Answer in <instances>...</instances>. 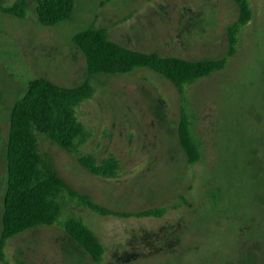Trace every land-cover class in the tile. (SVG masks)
<instances>
[{"label":"rangeland","instance_id":"1","mask_svg":"<svg viewBox=\"0 0 264 264\" xmlns=\"http://www.w3.org/2000/svg\"><path fill=\"white\" fill-rule=\"evenodd\" d=\"M14 0H6L11 5ZM25 19L0 13V236L7 188L10 118L28 84L45 79L64 88L91 81L95 93L77 109L89 134L83 155L119 163L113 179L95 177L74 155L38 134L61 179L59 222L11 238L0 264H95L66 233L83 220L104 248L100 264H264V0H249L252 18L228 58L233 0H74L72 20L39 23L36 1ZM91 26L131 50L188 61L228 58L209 78L178 91L154 72L91 76L73 38ZM186 112L200 147L191 165L179 146ZM158 215L123 219L89 209Z\"/></svg>","mask_w":264,"mask_h":264},{"label":"trees","instance_id":"2","mask_svg":"<svg viewBox=\"0 0 264 264\" xmlns=\"http://www.w3.org/2000/svg\"><path fill=\"white\" fill-rule=\"evenodd\" d=\"M35 1L36 16L43 26L54 27L73 18L74 0ZM233 1L238 6L239 16L228 29V58L236 54L239 36L252 18L249 0ZM5 3L6 0H0V13L26 18L29 9L27 0H14L11 5ZM73 43L84 55L91 76L123 75L144 68L162 76L180 92L223 71L228 65V58L188 61L131 50L111 41L106 29L95 26L75 35ZM94 93L89 80L75 88H64L45 79H36L28 84L25 95L15 104L10 118L6 155L7 188L3 200L0 263L5 261V248L11 238L59 222L65 208L64 195L78 198L81 203L85 201L61 179L53 159L41 154L38 134L45 135L53 144L74 155L79 165L91 175L105 179L117 176L119 163L114 157L99 162L95 156L81 153L89 134L78 121L76 113L82 103L93 98ZM1 98L0 91V103ZM178 141L188 163H199L200 147L193 133L192 120L186 112L182 114L178 127ZM86 204L91 211L102 216L128 219L158 215V210L130 215L111 212L90 201ZM64 228L95 264L102 262L104 248L82 219L69 217Z\"/></svg>","mask_w":264,"mask_h":264}]
</instances>
